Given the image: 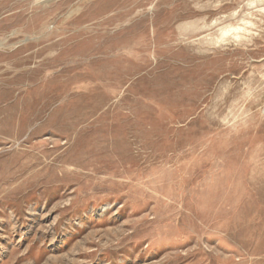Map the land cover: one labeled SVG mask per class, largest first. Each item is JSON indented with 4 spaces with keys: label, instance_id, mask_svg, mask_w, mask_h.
I'll return each instance as SVG.
<instances>
[{
    "label": "rangeland",
    "instance_id": "rangeland-1",
    "mask_svg": "<svg viewBox=\"0 0 264 264\" xmlns=\"http://www.w3.org/2000/svg\"><path fill=\"white\" fill-rule=\"evenodd\" d=\"M0 264H264V0H0Z\"/></svg>",
    "mask_w": 264,
    "mask_h": 264
}]
</instances>
